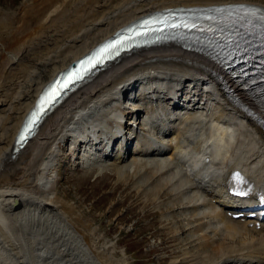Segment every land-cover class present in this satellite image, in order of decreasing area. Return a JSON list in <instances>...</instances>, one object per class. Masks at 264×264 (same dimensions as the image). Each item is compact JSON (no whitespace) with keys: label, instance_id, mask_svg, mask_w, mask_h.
I'll return each mask as SVG.
<instances>
[{"label":"bare ground","instance_id":"6f19581e","mask_svg":"<svg viewBox=\"0 0 264 264\" xmlns=\"http://www.w3.org/2000/svg\"><path fill=\"white\" fill-rule=\"evenodd\" d=\"M54 1L50 8L47 2L36 5L40 14L36 13L39 19L34 26L26 20L30 8L24 7L20 15L24 31L10 35L9 48H4L7 62L0 71V264H104L101 257L108 256V248L99 237L95 248L89 238L90 225L77 218L73 206L71 210L66 207L56 193L57 166L69 143L92 148L99 132L115 134L120 129L121 100L128 92L138 89L155 98V94H179L187 84L195 90L185 99H195L200 90H213L209 92L213 100L202 111L189 113L188 127L187 113L179 123L178 136L184 133L189 141H181L166 159L169 176L161 178L162 164L136 162L97 170H113L125 181L132 178L135 188L144 185L152 191L161 186L170 195L173 209L187 200L188 243L200 251L187 257V264H263L258 249H264V235L245 229L251 220L237 223L226 218L224 211L241 208L243 202H229L224 184L234 169L258 189L264 187V110L238 87L231 89L232 96L227 90L238 107L231 105L222 85L212 78H220L221 70L199 54L162 45L122 59L54 111L22 152L14 156L13 148L44 87L138 17L163 8L226 3L264 8V0ZM223 81L226 88L228 81ZM159 108L162 106L153 114L156 123L161 121ZM221 132L224 150L219 154L213 148L205 168L198 170V148L190 144L199 140L211 152V140ZM231 151L234 157L224 167ZM175 178L181 183L173 186Z\"/></svg>","mask_w":264,"mask_h":264},{"label":"rangeland","instance_id":"374dc122","mask_svg":"<svg viewBox=\"0 0 264 264\" xmlns=\"http://www.w3.org/2000/svg\"><path fill=\"white\" fill-rule=\"evenodd\" d=\"M49 1L0 0V33L3 38L0 41V71L7 62L4 48L5 51L9 48L10 35L24 31L21 10L30 8L26 20L36 25L39 19L36 13L40 14L36 5L47 2L46 6L50 8L53 4ZM67 155L65 149L57 166L56 193L63 203L66 202V207L73 206L71 209H75L72 212L77 218L80 216L90 225L89 231L94 238L91 235L89 238L95 248L98 246L93 240L97 241L96 237L100 238L103 247L108 248V256L101 257L104 264H187V257L191 259L194 253H200L189 246L188 233L187 239L179 235L184 228L178 223V217L171 214L174 206L168 192L161 191V186L152 191L144 185L135 188L132 178L121 180L113 170L72 173L64 166L69 158ZM124 249L127 252L125 259L120 254Z\"/></svg>","mask_w":264,"mask_h":264},{"label":"snow or ice","instance_id":"6c2138e0","mask_svg":"<svg viewBox=\"0 0 264 264\" xmlns=\"http://www.w3.org/2000/svg\"><path fill=\"white\" fill-rule=\"evenodd\" d=\"M112 45H107L106 48L108 47H111ZM92 59H95V57L91 58L90 60L88 61H85L83 63H91V60ZM71 75V73L69 74V76ZM79 77L77 76V79ZM62 84V81H57L54 85H52L50 88H49V91L48 93L45 94V97L42 99L41 101V105H43L45 102H48V103H51L53 102L54 98H55V93H56V88H57V85H61ZM52 96L53 97V100H50L49 97ZM28 131V128L25 129V132ZM22 139L24 138L23 135L21 137Z\"/></svg>","mask_w":264,"mask_h":264}]
</instances>
